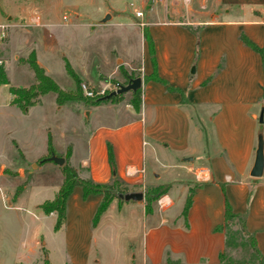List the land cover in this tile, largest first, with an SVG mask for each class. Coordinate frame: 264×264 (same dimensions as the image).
Segmentation results:
<instances>
[{
	"label": "crops",
	"instance_id": "1",
	"mask_svg": "<svg viewBox=\"0 0 264 264\" xmlns=\"http://www.w3.org/2000/svg\"><path fill=\"white\" fill-rule=\"evenodd\" d=\"M27 1L30 7L20 8L11 16H3L0 25H6L9 29L10 26H18L17 18L21 23L26 20L27 23L22 26L41 28L46 36L44 40L48 44L55 43L60 33L52 35L47 29L62 28L69 24L64 8L60 7L61 0H47L48 4L44 6L33 4L34 0ZM151 1L155 3L157 0ZM140 2L142 7L147 3L146 0ZM190 2L182 8L178 0H161L164 8L158 18L146 24L140 22L143 27L139 26L141 31L142 28L147 31L152 41L157 76L170 87L184 91L189 104H180L179 96L167 92L161 85L142 80L151 73L147 46L143 40L142 59L136 69L126 70L124 64L117 61L108 72V76H116L120 74L119 69L127 73L137 70L141 78L138 111L132 108L131 97H127L123 107L118 102L89 107L83 123V143L79 147L70 148L67 161L71 163L74 160L75 164L69 165L80 179L96 184H108L114 177L130 192L141 193L148 187L170 186L165 195L150 204L148 213L144 211V199L125 205L129 210H135L136 217L140 216L142 222L139 247L133 256V260L138 256L139 264H167L168 261L175 264H219L218 253L223 248L224 240L221 233L214 232V228L222 223V190L232 212L245 214L246 231L253 234L256 247L264 259L262 64L260 57L238 40L242 33L256 46H262L264 0H211L208 5H205V0H196L191 7ZM144 10L148 12L149 6L145 5ZM69 13L76 16L74 12ZM187 27H200L194 63L196 41ZM9 43L8 34L1 51L2 57ZM5 55L3 71L6 75ZM25 58L14 56L13 60L17 62ZM35 60L47 75L46 67L36 57ZM82 75L80 82L89 86L86 74ZM209 77L211 79L204 85L203 82ZM106 78L100 76L103 83L108 84L110 79ZM32 79L29 85L34 84ZM111 80L122 84L117 79ZM43 98L38 104L28 107L23 112L25 115H22L24 120L28 113L31 114L27 117L31 122L28 125L39 124L38 132H41V128L50 129L48 113L61 108L50 105V112H47ZM8 106L18 109L10 104ZM192 110L207 121L210 137L206 136L200 123L199 128H194L190 120ZM91 112L94 114L89 120ZM259 113L262 115L261 124L257 122ZM63 127L62 132L67 130L64 124ZM258 130L263 140V168L261 177L254 179L249 177V172ZM200 141L204 142V146L200 145ZM46 144L45 136V153H48ZM107 145L113 156L114 176L107 162ZM15 148L18 149L17 146ZM76 148L81 153L74 156ZM40 155L34 160L47 157L45 154ZM188 158L191 160L187 161ZM198 169L203 170V178H195ZM57 170L47 168L50 172ZM174 174L178 177H174ZM24 175L23 164H19L15 170L0 166V177L10 180L7 181L8 187L0 188V195L3 201H7L8 207L14 204L11 200L17 201L19 198L13 196L16 189L14 179ZM61 182L62 177L59 184H56V190H53L55 194ZM188 189L193 190V195L183 220L180 213ZM41 190L45 191L44 188ZM100 200V195H90L82 200L80 188H72L66 199L64 224L57 230H64L63 246L68 258L65 264H100L90 260L92 231L112 208L120 209L119 203L117 205L112 200L92 228L91 219ZM86 203L88 206L82 207ZM40 204L42 202L34 207ZM48 216L55 217V214L50 213ZM81 216L84 244L76 255L72 238L76 231L75 223ZM26 217L33 224L34 214L27 212ZM37 236L38 228L29 226L25 240L21 241L18 263L27 261L39 248ZM46 260L49 262L48 255ZM107 264H114V261Z\"/></svg>",
	"mask_w": 264,
	"mask_h": 264
},
{
	"label": "rangeland",
	"instance_id": "2",
	"mask_svg": "<svg viewBox=\"0 0 264 264\" xmlns=\"http://www.w3.org/2000/svg\"><path fill=\"white\" fill-rule=\"evenodd\" d=\"M146 1L145 5L149 6L148 12L144 10L145 5L142 7L140 0H61L60 7L64 8V14L67 16L69 24L62 28L47 29L52 35L60 33L59 37H56L55 43L48 44L44 40L46 36L41 28L32 25L22 26L27 23L26 20L21 23L22 21L17 18L18 26H10L9 29H6V37L9 34L10 43L9 47L5 49L6 55L3 53V57L5 55L7 60L5 72L8 77V85H0V166L8 170H15L19 164H23L25 175L14 179L16 189L13 196L19 198L17 201L11 200L14 203L13 206L8 207L7 201H3V197L0 195V264L19 262L21 241L25 240L26 231L32 225L38 228L36 240L39 248L37 247L36 252L23 263L39 264L47 259V255L49 264H65L68 261L63 246L64 230L61 229L62 232L54 231L55 217L44 214L39 207H34L54 198L55 191L53 192V190H56V184L60 182L62 177L60 169L63 165L59 167L52 162L40 164L39 160L34 159L42 156L40 154L47 156L41 158L44 160L51 155L65 159L66 152L70 151V148L81 146L85 134L83 123L87 117L88 109L91 107L83 103H64L60 105L59 110L48 113L50 129L41 128V132H38L39 124L28 125L31 123L27 118L30 117V113L24 118L26 120L24 121L22 115L25 114L20 109L8 106L10 98L7 92L8 86L27 87L33 82V74L28 66L15 62L13 57L25 58L30 52H33L34 56L48 70L47 75L60 89L66 92L74 91L75 83L66 74L64 61L68 63L78 78L81 79L82 74H86L88 87L91 89L98 90L105 86L106 83L100 79L101 75L105 78L108 77L106 79H110V81L117 79L123 83L125 79L121 73L116 76H108V72L112 67H115L117 61L122 62L126 70L137 68L142 59L143 47L141 43L144 40L139 23L146 24L156 20L164 8L161 0H157L155 3L151 0ZM194 1L196 0H191L190 7ZM210 2L211 0H205V5ZM33 4L44 6L48 4V1L34 0ZM178 4L184 8L179 0ZM30 6V2L27 0H0V20L3 16L15 14L20 8ZM136 11L142 12L141 18L135 16ZM69 12L76 13L77 17ZM106 15L110 18L104 23H100ZM96 22L98 24L95 25ZM93 26H96L95 29L90 30ZM129 73L132 78L138 74L137 70ZM120 96L118 103L120 107H123L127 102V97H131V93L126 92ZM41 97H44L43 103L48 108L47 112H50V105L54 108L60 107L53 102V98L55 101L54 94L48 93ZM83 109L86 110L83 112ZM93 114L91 112L89 120L92 119ZM190 120L194 128H199L198 124L200 123L206 136H211L207 121L202 119L198 112L192 110ZM63 124L67 127L64 132H62ZM45 136L46 140L49 139L50 142L52 150L50 154L49 152L45 153ZM13 142L16 143L19 150L15 148ZM194 142L195 137H193V144H195ZM200 145L204 146V142L200 141ZM78 149H75L74 156L81 153V150L79 152ZM19 151L23 154L22 157ZM69 162L66 159L63 164L66 166L75 164L74 160ZM48 167H52L55 171L59 168V171H47ZM197 175L199 178L204 177V174ZM173 176L178 177L177 174ZM8 180L5 177H0V188L8 187ZM42 188L45 189L44 192H42ZM113 202L117 205L119 203L120 209L112 208L92 231L93 242L90 249V260L98 261L100 264H107L110 261H114V264H139L138 256L134 260L133 256L137 253L142 232L140 216L136 217L135 210H129L125 206L131 202H124L118 198H114ZM87 206L88 204L82 205L85 208ZM27 212L34 214L33 224L28 221ZM82 220L81 216L75 223L76 231L72 238L73 252L76 255L79 254L77 251H80V246L82 247L84 244ZM235 227L236 225L233 229ZM227 253L233 259L242 257L236 250L232 251L231 249Z\"/></svg>",
	"mask_w": 264,
	"mask_h": 264
},
{
	"label": "trees",
	"instance_id": "3",
	"mask_svg": "<svg viewBox=\"0 0 264 264\" xmlns=\"http://www.w3.org/2000/svg\"><path fill=\"white\" fill-rule=\"evenodd\" d=\"M187 30L195 37V51L193 63L197 58V43L199 38L200 27H187ZM142 37L146 42L147 52L149 56V61L151 65V73L148 76L142 78L144 82L152 81L155 82L169 93H175L180 98V104L188 105V101L186 99V95L184 91L178 88H173L167 85L165 81L160 79L156 74L155 62H154V54H153V45L152 41L147 33V31L142 28ZM238 40L240 43L256 53L261 60L262 64V100H264V40L261 47L256 46L252 43L246 36L242 33L239 35ZM0 56H2L0 54ZM18 63H22L28 66L30 71L33 74L34 84L29 85L27 87H7V92L10 95L9 104L11 106H15L20 109L22 112H25L28 107L33 106L39 103V98L47 93H52L55 96L56 105L60 106L64 103H83L88 106H95L99 104H115L120 101L121 96L109 97L108 99H104L102 97H94V98H86L83 96L81 92L80 85L82 84L79 78L75 75L73 70L70 68L68 63L64 61V69L66 74L74 81L75 89L74 91L66 92L60 89L54 81L48 77L44 70L37 64L35 60V56L33 52H30L25 59H18ZM119 72L124 77L125 81L122 83L123 85L131 79L130 73H127L123 69H119ZM139 75L137 74V76ZM211 77L206 79L203 84H207ZM115 81H110V83H114ZM8 85V79L3 71L0 68V85ZM132 108L135 111H138L140 105V89L131 93V101ZM47 150L49 154L52 152L50 148L49 139H47ZM107 152V162L111 170L112 176H114V161L111 152V148L109 145L106 147ZM69 151L66 152L65 160L67 159ZM46 162L44 159H40L39 163L42 164ZM62 174V182L57 190L54 199L51 201H45L40 204L39 208L43 211L44 214L48 215L50 213L55 214V221L53 225V230L57 231L62 227L65 220V210H66V199L71 193L73 187H79L81 190L82 200H85L90 195H100L101 200L96 207L92 219H91V227L93 228L98 222L101 214L106 210L109 203L114 199L118 198V194H126L130 191L128 188L123 186L120 182L117 181L114 177L108 184H96L91 181L80 179L75 170L70 166H66L63 164L61 167ZM169 189V185H159L155 187L144 188L142 191L143 199H144V211L145 213L150 212V204L156 201L161 196L165 195L167 190ZM193 195V190L188 189L184 205L180 216L185 220L186 212L190 206L191 199ZM223 201H222V223L214 228V232L221 233L223 235V248L218 253V262L219 264H264V259L260 254L259 250L256 247L255 239L253 234H250L246 231L245 228V214L233 213L228 201L226 200L223 190ZM250 195V194H249ZM236 225L235 229L233 227ZM236 250L238 254L242 255L240 259H233L227 253L228 250ZM24 264V263H18ZM39 264H49L47 260H43ZM167 264H175L172 262H167Z\"/></svg>",
	"mask_w": 264,
	"mask_h": 264
},
{
	"label": "water",
	"instance_id": "4",
	"mask_svg": "<svg viewBox=\"0 0 264 264\" xmlns=\"http://www.w3.org/2000/svg\"><path fill=\"white\" fill-rule=\"evenodd\" d=\"M109 19V16L106 15L103 17V19L100 21V23H104ZM193 73V67L190 69V74ZM141 87V78L135 77L132 79H129L125 85L120 84L118 89L115 91H112L108 93L104 99H108L109 97L119 96L126 92H134L137 89H140ZM257 122L258 124L262 123V115L261 113L257 116ZM191 159L188 158L187 161H190ZM46 162H52L57 166H62L64 163V159L55 157L54 155H51L49 158L45 159ZM262 168H263V140H262V133L260 130L256 133V145L254 150V159L253 164L249 172V177L251 178H259L262 174ZM118 199H121L124 202H139L143 199V194L141 192H129L126 194H118Z\"/></svg>",
	"mask_w": 264,
	"mask_h": 264
},
{
	"label": "built area",
	"instance_id": "5",
	"mask_svg": "<svg viewBox=\"0 0 264 264\" xmlns=\"http://www.w3.org/2000/svg\"><path fill=\"white\" fill-rule=\"evenodd\" d=\"M179 1L181 2L182 6L185 8L188 5L190 0H179ZM135 16L139 18V17H141V13L136 12ZM63 19H65V18L63 17ZM139 26L143 27V24L139 23ZM6 29H7L6 25H0V54H1V51L3 48V45L5 43V40H6ZM5 63H6L5 59L2 56H0V68L1 69H3V66L5 65ZM119 85L120 84L117 82L108 83L104 87H102L98 90H94V89H91L84 84H81L80 88H81V92H82L84 97L94 98V97H102V96L107 95L108 93H110L112 91H115L116 89H118ZM202 172H203L202 169H198L195 173V178L198 177L197 174H202ZM132 174H134V173H132Z\"/></svg>",
	"mask_w": 264,
	"mask_h": 264
},
{
	"label": "flooded vegetation",
	"instance_id": "6",
	"mask_svg": "<svg viewBox=\"0 0 264 264\" xmlns=\"http://www.w3.org/2000/svg\"><path fill=\"white\" fill-rule=\"evenodd\" d=\"M135 78V77H134ZM132 79V78H131Z\"/></svg>",
	"mask_w": 264,
	"mask_h": 264
}]
</instances>
